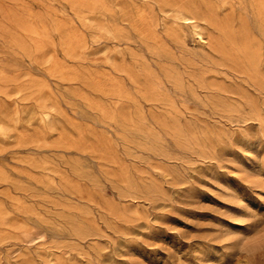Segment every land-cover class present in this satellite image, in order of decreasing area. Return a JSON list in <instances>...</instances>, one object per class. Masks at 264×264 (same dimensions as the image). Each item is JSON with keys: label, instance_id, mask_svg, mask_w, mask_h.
I'll return each mask as SVG.
<instances>
[{"label": "rangeland", "instance_id": "1", "mask_svg": "<svg viewBox=\"0 0 264 264\" xmlns=\"http://www.w3.org/2000/svg\"><path fill=\"white\" fill-rule=\"evenodd\" d=\"M211 1L262 46L264 76L249 0ZM157 2L0 0V113L17 121L0 137V264H264V84L190 34L187 58L138 35V10L170 22Z\"/></svg>", "mask_w": 264, "mask_h": 264}, {"label": "bare ground", "instance_id": "2", "mask_svg": "<svg viewBox=\"0 0 264 264\" xmlns=\"http://www.w3.org/2000/svg\"><path fill=\"white\" fill-rule=\"evenodd\" d=\"M138 1V0H137ZM148 1L150 4H155L157 0H140ZM166 10L163 13L167 14V18L170 22L159 21L154 19L150 12L147 10L137 11L138 23L135 26L140 36L143 35L148 41H152L156 47L164 54L171 55L177 51L181 52L184 57H189L191 54L187 50V37L190 34L194 40H197L200 44H208L210 46L212 53L209 57L213 55H218L219 57L232 62L234 65L239 66L240 75H245L249 79L253 80L254 83L259 85L264 84V76L261 73V58H262V46L259 45L247 32L242 36L238 35L236 31L233 30V25L230 21L221 23L219 21V16L223 7L216 6L211 0H162ZM250 7L253 8L255 12V18L260 23L261 27H264V0H249ZM117 3V2H116ZM159 3V2H157ZM119 4V3H118ZM160 4V3H159ZM99 5V4H98ZM124 5V4H123ZM136 5V4H135ZM158 5V4H157ZM73 6V4H72ZM84 7V6H82ZM153 7V6H152ZM162 7V6H161ZM109 8V7H108ZM111 8V7H110ZM145 8V7H144ZM233 8V7H232ZM72 10V9H71ZM70 10V11H71ZM78 11V10H77ZM152 12V11H151ZM235 11H233L234 13ZM128 13V12H127ZM62 14V13H61ZM82 14V13H81ZM111 14V13H110ZM114 14V13H113ZM227 14V13H226ZM240 14V13H239ZM129 15V14H128ZM62 17V16H61ZM131 17V16H130ZM240 17V15H239ZM238 17V18H239ZM53 18V17H52ZM133 18V17H132ZM241 18V17H240ZM126 19V18H125ZM159 19V18H158ZM54 20H56L54 18ZM123 20V19H122ZM127 20V19H126ZM125 20V22H127ZM133 20V19H132ZM241 20V19H240ZM239 21V20H238ZM135 22V21H134ZM242 22V21H241ZM136 23V22H135ZM235 23V22H234ZM61 24V23H60ZM242 24V23H241ZM21 25H23L21 23ZM38 25V24H37ZM63 25V23H62ZM132 25V24H131ZM30 26V24H29ZM34 26V25H33ZM66 26V25H65ZM31 27V26H30ZM54 27V26H53ZM64 27V25H63ZM78 27V26H77ZM29 28V27H28ZM116 28V27H115ZM67 30V29H66ZM104 30V29H103ZM110 30V29H109ZM134 30V29H133ZM214 30H218L220 35L217 37L212 33ZM92 31V30H91ZM71 32V31H70ZM122 32V31H121ZM120 32V33H121ZM124 32V31H123ZM136 32V31H135ZM28 33V32H27ZM68 34V33H67ZM100 34V33H99ZM35 36V35H34ZM44 36V35H43ZM65 36V35H64ZM129 36V35H128ZM66 37V36H65ZM79 37V36H78ZM126 37V36H125ZM142 37V36H141ZM62 38V37H61ZM110 38V37H109ZM38 39V38H37ZM145 39V40H146ZM41 41V40H40ZM258 41V40H257ZM16 42V41H15ZM36 43V41H35ZM40 43V42H39ZM52 43V42H51ZM71 43V42H69ZM132 43V42H131ZM61 44V43H60ZM22 45V44H21ZM37 45V44H36ZM56 45V44H55ZM215 45V47H214ZM43 47V45H41ZM78 47V45H77ZM25 48V47H22ZM30 48V47H29ZM73 48V46L71 47ZM75 48V47H74ZM209 48V50H210ZM40 49V48H39ZM79 50V47H78ZM158 50V51H159ZM210 50V51H211ZM23 51V50H22ZM25 51V50H24ZM42 51V50H41ZM44 51V50H43ZM46 51V50H45ZM68 51V49H67ZM65 51V52H67ZM73 52L76 51L72 50ZM153 52V50H152ZM36 53V52H35ZM44 53V52H43ZM63 53V52H62ZM137 53V52H136ZM151 54V53H150ZM156 54V53H155ZM68 55V54H67ZM75 55H78L75 53ZM74 55V56H75ZM85 57V56H84ZM160 57V56H159ZM162 57V56H161ZM49 58V57H47ZM74 58V57H73ZM76 58V57H75ZM167 58V57H166ZM194 58V57H193ZM214 58V57H213ZM165 59V58H163ZM184 59V58H183ZM45 60V59H44ZM143 60V59H142ZM187 60V59H186ZM47 62V61H46ZM146 62V61H145ZM174 62V61H173ZM39 63V62H38ZM179 63V62H178ZM59 64L55 63L54 67L57 68ZM111 65V63H110ZM60 66V65H59ZM112 66V65H111ZM53 67V68H54ZM62 67V66H61ZM60 67V68H61ZM75 67V66H74ZM168 67V66H167ZM218 67V66H217ZM166 68V67H165ZM172 68V67H171ZM200 68V67H199ZM169 69V68H168ZM223 69V68H222ZM57 70V69H56ZM152 70V69H151ZM76 71V70H75ZM164 71V70H163ZM191 71V70H189ZM59 72L60 69H59ZM51 73V72H50ZM69 73V72H68ZM165 73V72H164ZM218 73V72H216ZM237 73V72H236ZM73 74V73H72ZM82 74V73H81ZM108 74V73H107ZM148 74V73H147ZM74 75V74H73ZM77 75V73H76ZM129 75V74H127ZM168 75V79L172 80L176 85L182 86L183 78L176 71H168L165 73ZM82 77V76H81ZM100 77V76H99ZM63 78V77H62ZM84 78V77H83ZM108 78V77H107ZM237 78V77H236ZM114 79V78H113ZM167 79V80H168ZM38 80V79H35ZM42 80V79H41ZM156 80V79H155ZM168 80V81H170ZM242 80V79H241ZM109 81V80H108ZM157 81V80H156ZM244 81V80H243ZM29 82V81H28ZM40 82V81H39ZM47 82V81H46ZM138 82V81H137ZM158 82V81H157ZM3 83V82H2ZM20 83V82H19ZM48 83V82H47ZM113 83V82H111ZM110 85L112 86V84ZM125 83V82H124ZM159 83V82H158ZM118 84H121L118 82ZM112 87L121 88L122 86ZM160 84V83H159ZM125 85V84H124ZM185 85V83H184ZM255 85V84H254ZM16 86V85H15ZM42 86V85H41ZM114 86V85H113ZM157 86V85H156ZM164 86V85H163ZM21 87V86H20ZM33 87V86H32ZM184 87V86H183ZM24 88V87H23ZM42 88V87H41ZM76 88V87H75ZM119 88V89H120ZM125 88V87H122ZM181 88V87H180ZM263 88V87H262ZM2 89V88H1ZM72 89V88H71ZM80 89V88H79ZM101 89V88H100ZM112 89V90H113ZM166 89V88H165ZM203 89V88H202ZM244 89V88H243ZM8 90V88H7ZM37 90V89H36ZM116 89L113 91L115 92ZM146 90V89H144ZM192 90V89H191ZM3 91V90H1ZM9 91V90H8ZM47 91V90H44ZM112 91V92H113ZM154 91V90H153ZM113 92V93H114ZM120 93V91H118ZM156 92V91H154ZM207 92V91H206ZM3 92H1L2 94ZM18 93H22L18 90ZM118 93V96H119ZM123 93V90H122ZM148 93V92H146ZM197 93V92H196ZM21 95V94H19ZM32 95V94H31ZM117 95V94H115ZM158 95V94H157ZM84 96V95H83ZM126 96V95H125ZM153 96V95H152ZM164 96V95H162ZM161 96V97H162ZM20 97V96H19ZM30 97V96H29ZM165 97V96H164ZM186 97V96H185ZM81 98V97H80ZM31 99V98H30ZM205 99V98H204ZM227 99V98H226ZM159 100V99H158ZM211 100V99H210ZM236 100V99H235ZM156 100H154L155 102ZM173 101V100H171ZM199 101V100H198ZM84 102V101H83ZM161 102V101H160ZM100 103V102H99ZM140 103V102H139ZM163 103V102H162ZM224 106V104H223ZM204 107V106H203ZM175 108V106H174ZM39 111L31 112V114H36L40 124L47 126L55 118L57 109L54 106H40ZM103 108H101L102 110ZM224 109V108H223ZM103 111V110H102ZM18 112V110H17ZM114 112V111H113ZM258 114V113H257ZM16 115V114H15ZM30 115V114H29ZM255 115V113H254ZM258 116V115H257ZM32 117V116H29ZM35 117V115H34ZM107 117V116H106ZM233 118V117H232ZM258 118V117H257ZM170 120V119H169ZM257 121V120H256ZM17 123L16 120H12L6 115L0 113V137L8 136L9 131L13 128L12 123ZM110 122V121H109ZM263 122V121H261ZM167 123V122H166ZM172 124V123H171ZM55 125V124H53ZM52 125V126H53ZM43 126V127H44ZM179 126V125H178ZM263 126V125H262ZM54 127V126H53ZM45 128V127H44ZM136 128V127H135ZM134 128V129H135ZM57 129V127H56ZM126 129V128H125ZM166 129V128H165ZM179 131V130H178ZM174 132V131H173ZM60 133V132H59ZM126 133V132H125ZM104 134V133H103ZM23 136V135H22ZM60 136V135H59ZM228 136V135H227ZM62 137V135L60 136ZM217 137V136H216ZM71 138V137H70ZM128 138V137H127ZM94 139V138H93ZM129 142V141H128ZM101 143V142H100ZM132 143V142H131ZM202 143V142H201ZM130 144V143H129ZM135 144V143H134ZM18 145V144H17ZM68 145V144H67ZM187 145V144H186ZM20 146V145H19ZM45 147V146H44ZM136 148V146H134ZM18 148V147H17ZM46 148V147H45ZM84 150V149H83ZM109 150V149H108ZM252 154V153H251ZM91 156V155H90ZM13 158V157H12ZM17 160V159H16ZM25 162V161H24ZM48 163V162H47ZM38 167V165H37ZM74 167V166H73ZM8 168V167H7ZM9 169V168H8ZM11 169V168H10ZM13 171V170H12ZM22 171V170H21ZM23 174V173H22ZM31 174V173H30ZM32 176V175H31ZM106 176V175H105ZM37 178V177H36ZM84 178V177H83ZM7 176L0 171V181H7ZM52 179V178H51ZM50 179V180H51ZM36 183V182H35ZM34 183V184H35ZM132 186V185H131ZM95 189V188H94ZM7 190V189H6ZM159 190V189H158ZM135 191V190H134ZM139 191V190H138ZM85 195V194H84ZM88 196V195H87ZM50 200V199H49ZM56 201V200H55ZM72 205V204H71ZM113 207V206H112ZM42 208V207H41ZM81 208V207H80ZM89 208V207H88ZM67 209V208H66ZM74 209V207H73ZM72 209V210H73ZM82 209V208H81ZM69 210V209H68ZM86 210V209H85ZM32 212V211H31ZM77 212V211H76ZM75 213V212H74ZM127 213V212H126ZM80 214V212H79ZM30 215V214H29ZM86 215V214H85ZM89 215V214H88ZM128 215V214H127ZM22 216V215H21ZM1 220L7 224L9 215L3 214L0 211ZM88 217V216H86ZM121 217V216H120ZM71 218V217H70ZM83 218V217H82ZM46 219V217H45ZM67 220V219H66ZM126 220V219H125ZM129 220V219H128ZM11 222V221H10ZM58 223V222H57ZM60 225V223H58ZM76 224V223H75ZM5 226V225H4ZM12 227V226H11ZM6 228V227H5ZM80 229V228H79ZM25 230V229H24ZM8 233V232H7ZM5 232V235L7 234ZM26 236L25 233H22ZM74 234V233H73ZM86 234V233H85ZM88 235V234H87ZM75 236V235H74ZM2 232H0V239H2ZM7 237V235H6ZM17 237V236H16ZM3 242V241H2ZM208 247V246H207ZM23 253V252H22ZM1 259V258H0ZM88 261V260H87Z\"/></svg>", "mask_w": 264, "mask_h": 264}]
</instances>
